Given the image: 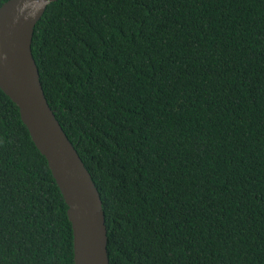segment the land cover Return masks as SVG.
Listing matches in <instances>:
<instances>
[{"label":"trees","instance_id":"obj_1","mask_svg":"<svg viewBox=\"0 0 264 264\" xmlns=\"http://www.w3.org/2000/svg\"><path fill=\"white\" fill-rule=\"evenodd\" d=\"M32 52L110 264H264V0H57ZM0 264H74L68 205L1 88Z\"/></svg>","mask_w":264,"mask_h":264},{"label":"water","instance_id":"obj_2","mask_svg":"<svg viewBox=\"0 0 264 264\" xmlns=\"http://www.w3.org/2000/svg\"><path fill=\"white\" fill-rule=\"evenodd\" d=\"M53 1L7 0L0 5V88L18 105L68 205L74 264H110L101 194L47 100L32 52L36 23Z\"/></svg>","mask_w":264,"mask_h":264}]
</instances>
